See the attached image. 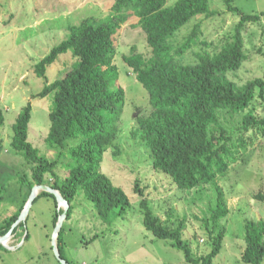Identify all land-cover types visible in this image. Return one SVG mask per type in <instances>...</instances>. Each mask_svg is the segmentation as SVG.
Masks as SVG:
<instances>
[{
  "label": "trees",
  "instance_id": "16d2710c",
  "mask_svg": "<svg viewBox=\"0 0 264 264\" xmlns=\"http://www.w3.org/2000/svg\"><path fill=\"white\" fill-rule=\"evenodd\" d=\"M222 1L227 11L238 15V21L217 52L199 53L193 64L179 63L176 56L196 41L195 32L177 47L171 37L194 16L216 14L210 9L209 0H176L170 5L167 0H115L107 16L68 26V36L32 67L35 75L45 80L38 97L52 96L45 144L57 152V158L49 160L28 141L31 105L26 103L12 125L10 145L30 164V173L6 175V183L16 178L18 189L25 196L18 210L0 221V235L8 232L17 220L34 184H47L59 191L69 203L65 220L71 217L74 202L81 193L104 223L111 224L127 213L130 201L126 193L101 171L100 163L103 153L115 147L125 100V91L117 83L118 67L113 62L114 37L121 25L134 17L135 25L145 33L150 55L146 57L132 46L122 59L147 91L150 111L135 115L130 135L145 142L152 167L168 175L176 188L189 191L210 184L214 190V205L200 219L210 244L206 253L196 254L191 241L183 238L185 216L172 219L154 213L145 197V188L136 181L134 190L141 197L142 223L154 237L182 251L185 264H212L223 248L226 235L223 221L229 213L226 195L217 177L236 162L240 151H246L254 135L264 136V77L237 85L227 76L238 70L246 59L243 39L246 26L260 21L264 11L243 13L233 5V0ZM66 52L78 59V65L47 83V68ZM3 121L0 110V127ZM68 139L77 141L67 148L71 162L67 165L68 175L61 179L55 167ZM3 170L6 172L5 169L0 172ZM41 196L52 200L54 226L62 209L56 211L53 194L40 190L35 199ZM253 198L264 202V192L258 191ZM22 224L15 225L12 232ZM63 233L62 224L56 238L57 249L63 259L73 264L63 252ZM103 235L95 233L86 242ZM243 242L241 262L262 264L264 219L245 221Z\"/></svg>",
  "mask_w": 264,
  "mask_h": 264
},
{
  "label": "rangeland",
  "instance_id": "374dc122",
  "mask_svg": "<svg viewBox=\"0 0 264 264\" xmlns=\"http://www.w3.org/2000/svg\"><path fill=\"white\" fill-rule=\"evenodd\" d=\"M114 1L0 0V110L4 119L0 127V169L6 170L0 172V220L15 213L25 196L23 190L19 191L16 178L6 183V175L30 173V164L10 145L12 125L26 103L31 105L28 141L49 160L57 158V152L49 150L45 144L52 96L38 97L45 80L35 75L33 65L68 36V26L78 25L84 19L98 20L107 16ZM175 1L167 0V4ZM233 5L243 13L264 11V0H233ZM209 7L216 14L209 17L198 14L172 35L171 42L177 47L192 32L196 34V41L182 55L176 56L179 63L193 64L198 60L197 54L217 52L238 21V15L227 11L222 0H209ZM135 20L133 17L122 24L114 37L113 62L118 67L117 83L125 91V100L115 147L103 153L100 163L101 171L126 193L130 207L123 218L111 224L104 223L92 209V203L79 194L71 217L63 222V252L73 264H185L182 251L144 228L139 207L141 197L134 190L136 181L145 188V197L154 213L172 219L185 216L183 238L191 241L193 252L202 254L210 250L200 219L207 216L214 205L211 185L189 191L176 188L168 175L152 167L145 142L130 135L135 115L150 111L147 91L122 59L132 46L144 56L150 55L145 33L135 25ZM243 39L246 59L238 70L227 74L237 85L264 77V16L257 23L246 26ZM77 65L78 59L70 52L61 54L46 70L47 83ZM257 104L255 102V106ZM75 141H66L64 153L55 167L61 179L68 175L67 165L71 158L67 148ZM217 181L225 192L229 213L223 221L226 226L223 248L212 264H245L240 260L244 223L247 219H264V202L253 198L258 191L264 192V136L254 135L246 151H240L236 162L224 175L218 176ZM58 209L63 208L57 203L56 211ZM52 211L51 198L34 199L23 224L19 225L23 236L29 233L25 243L14 250H7L0 244V264H58L51 244ZM101 232L104 233L102 237L86 242Z\"/></svg>",
  "mask_w": 264,
  "mask_h": 264
},
{
  "label": "water",
  "instance_id": "95a60500",
  "mask_svg": "<svg viewBox=\"0 0 264 264\" xmlns=\"http://www.w3.org/2000/svg\"><path fill=\"white\" fill-rule=\"evenodd\" d=\"M46 191L49 192L51 194H53L55 196V199L58 203V205L62 206V212L61 214L58 216L57 221L54 225L52 234H51V244H52V248H53V252L54 255L57 259V261L60 264H69L65 259H63L57 249V245H56V238L58 235V232L66 218V213L67 210L69 208V203L63 199V197L60 195L59 191L52 188L51 186L47 185V184H34L30 194L28 196L27 201L25 202L22 210L20 211L17 220L12 224L11 228L8 230V232H6L4 235L0 236V244H2V240L5 239L7 237V235L12 231V229L15 227V225H17L20 222H23L26 218V214L30 209V206L32 204V202L34 201L35 197L38 194V191Z\"/></svg>",
  "mask_w": 264,
  "mask_h": 264
},
{
  "label": "built area",
  "instance_id": "2783aa9c",
  "mask_svg": "<svg viewBox=\"0 0 264 264\" xmlns=\"http://www.w3.org/2000/svg\"><path fill=\"white\" fill-rule=\"evenodd\" d=\"M7 239V244H4L2 242L1 245H3L5 248L9 249V250H14L16 246H18L19 244L22 243L23 240H18L17 243H14L15 241V232H10L7 237L5 238Z\"/></svg>",
  "mask_w": 264,
  "mask_h": 264
},
{
  "label": "crops",
  "instance_id": "0c3cea01",
  "mask_svg": "<svg viewBox=\"0 0 264 264\" xmlns=\"http://www.w3.org/2000/svg\"><path fill=\"white\" fill-rule=\"evenodd\" d=\"M12 214H13V213H12ZM12 214H11V215H12ZM9 216H10V215H9ZM5 217H8V215L4 216L3 218H5ZM3 218H2V219H3ZM2 219H1V220H2ZM1 220H0V221H1ZM21 230H22V227H18V228L16 229V231H15V241H14V243H17V241L20 239V240H23L22 243H21V245H23V244L25 243V236H26V234H27V236H28L29 233L27 232V233L25 234V236H23L22 233H21ZM27 236H26V237H27ZM2 247L5 248L4 246H2ZM6 249H7V248H6ZM7 250H9V249H7Z\"/></svg>",
  "mask_w": 264,
  "mask_h": 264
},
{
  "label": "bare ground",
  "instance_id": "6f19581e",
  "mask_svg": "<svg viewBox=\"0 0 264 264\" xmlns=\"http://www.w3.org/2000/svg\"><path fill=\"white\" fill-rule=\"evenodd\" d=\"M2 242H3L4 244H7V239H3Z\"/></svg>",
  "mask_w": 264,
  "mask_h": 264
}]
</instances>
